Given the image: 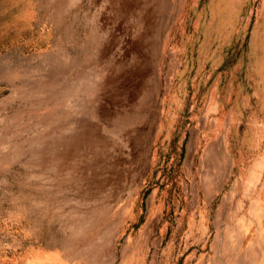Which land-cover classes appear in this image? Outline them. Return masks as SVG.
<instances>
[{"label":"rangeland","instance_id":"obj_1","mask_svg":"<svg viewBox=\"0 0 264 264\" xmlns=\"http://www.w3.org/2000/svg\"><path fill=\"white\" fill-rule=\"evenodd\" d=\"M70 120L109 143L103 126L129 123L139 141L103 244L71 228L94 209L76 203L75 168L103 156H78L59 181L62 148L40 139ZM255 258L264 264V0H0V264Z\"/></svg>","mask_w":264,"mask_h":264},{"label":"bare ground","instance_id":"obj_2","mask_svg":"<svg viewBox=\"0 0 264 264\" xmlns=\"http://www.w3.org/2000/svg\"><path fill=\"white\" fill-rule=\"evenodd\" d=\"M91 21V20H90ZM88 26V25H87ZM93 26V25H92ZM97 26V25H96ZM97 31V30H96ZM89 35V34H88ZM98 35V34H97ZM101 35V34H100ZM99 35V36H100ZM90 37V36H89ZM103 37V36H102ZM105 37V36H104ZM99 38V37H97ZM101 38V36H100ZM92 38H89V40H91ZM94 39V38H93ZM103 39V38H102ZM99 40V39H97ZM101 40V39H100ZM104 40V39H103ZM98 42V41H95ZM99 43V42H98ZM102 43V42H101ZM100 44V43H99ZM91 46V45H90ZM94 46V44H93ZM92 47V50L93 49ZM89 49V48H88ZM90 51V50H89ZM98 51V50H97ZM94 52V51H93ZM89 54V52H88ZM95 54V53H94ZM57 55V54H56ZM87 55V54H86ZM97 55V54H96ZM85 56V55H84ZM78 57V56H77ZM90 57V56H89ZM110 59V58H109ZM55 60L53 63L54 64V68L55 70H57L58 72L62 69V66L64 65L65 59L62 60ZM76 60V59H75ZM81 60V59H80ZM69 63V62H68ZM75 63V62H73ZM106 63V62H104ZM49 65V64H48ZM47 65V66H48ZM75 66L78 64H74ZM47 66L45 67V69L47 68ZM67 67V66H66ZM116 68V67H115ZM77 69V67H76ZM66 70V69H65ZM75 71V70H74ZM86 71V70H85ZM94 71V70H93ZM60 73V72H59ZM56 74V73H55ZM61 74V73H60ZM66 75V74H65ZM44 77V75H43ZM46 77H48L50 86H56L57 88L61 87L63 84V77H53L52 75H48L46 74ZM45 77V78H46ZM69 79V78H68ZM105 81V80H104ZM46 82V81H45ZM66 83V81H65ZM72 83V82H71ZM41 88V87H40ZM40 88H38L39 90H41ZM44 88V87H42ZM47 89V88H46ZM45 90V89H44ZM49 90V89H48ZM61 90V89H60ZM57 91V90H56ZM31 92V91H30ZM33 92V91H32ZM31 92V93H32ZM49 93V91H48ZM54 93V92H53ZM76 93V92H75ZM110 93V92H109ZM117 94V93H116ZM40 95V94H39ZM63 95V94H62ZM72 97V95H71ZM70 99V98H69ZM75 99V98H74ZM77 99V98H76ZM30 100V99H29ZM79 100V99H78ZM77 100V102H78ZM66 101V100H65ZM64 101V102H65ZM69 101V100H67ZM68 103V102H66ZM71 105V102L69 103ZM75 104V103H74ZM84 104V103H83ZM137 105V104H136ZM70 107V106H69ZM75 107V108H74ZM73 108L76 110L78 109L76 107V105ZM80 107V105H79ZM101 107V106H100ZM127 107V106H126ZM67 108V107H66ZM72 108V107H71ZM72 108V109H73ZM65 110V107L63 108ZM67 110V109H66ZM80 110V109H79ZM94 110V109H93ZM104 110V109H103ZM69 111V110H68ZM71 111V110H70ZM92 111V109H91ZM140 111V110H139ZM85 112V111H84ZM88 112V111H86ZM133 112V111H132ZM72 113V111H71ZM80 113V112H79ZM85 116L87 113H84ZM83 114V115H84ZM92 114V113H90ZM134 114V113H132ZM132 114L130 117H132ZM63 115V114H62ZM67 115V114H66ZM64 114V116H66ZM99 115V114H98ZM107 115V114H106ZM96 116V115H94ZM93 116V117H94ZM104 116V115H103ZM63 117V116H62ZM61 117V119H62ZM106 117V116H105ZM145 117V116H144ZM58 118V117H57ZM60 118V117H59ZM123 118V117H122ZM60 119V121H61ZM100 119V118H99ZM113 119V118H112ZM85 120V119H84ZM83 120V121H84ZM120 120V118H119ZM57 122H60L58 120H56ZM78 121V120H77ZM77 121H68L66 124L56 127V129L50 133V134H46V136L41 137L40 139H46V138H54L56 141V145L54 146V148L50 145L47 146L43 149L44 154L47 153V156L50 153H52V148H62V150H58V154L55 155V160L53 161H57V174L59 175V181L64 179H67L68 177H72V173L74 171L75 168V163L77 162V157L80 156L81 161H82V157H88L89 155H91V152L93 149L95 151V153H97V155L100 153L101 156H103L102 160L97 162L95 164V167L93 165L94 169H83V170H77V168H75V172L77 173V183L79 185L82 186L83 188V192L80 193L81 195V199L76 200V203L80 204V205H85V206H90L93 205L94 209L91 211V209H88L87 213H83V216L80 219H77L75 222L71 223V228H73L74 232H80V231H94L97 232L99 234L98 238L96 239V241L100 244H103L104 242H106L107 236L110 234V228H108L107 226V216L110 213V210L112 209V206L115 205L118 201H119V193L121 192L122 189V185L124 184H120L119 182L122 181V177L126 175V163L127 160H130V156L133 154L132 150L133 148L136 149L137 145H139V141L137 140V137H135V135H133V131H130L128 129H130V124L126 123L124 126H118L115 122L114 123H107V125H105V127L103 126V130L106 131L107 133H110V137L111 139V143L107 142L106 139H102L100 137L97 138H92V136H90L87 133L86 127H82V125H80ZM108 121V120H107ZM110 121V118H109ZM122 122V121H121ZM120 122V123H121ZM64 123V121H63ZM144 123V121H143ZM43 124V123H42ZM51 125V124H50ZM54 125V124H52ZM51 125V126H52ZM46 126V124H45ZM47 127V126H46ZM49 128V127H47ZM53 128V127H52ZM139 128V127H138ZM137 128V129H138ZM94 129V128H93ZM101 129V128H100ZM128 131H127V130ZM135 129V128H134ZM82 130V134H80ZM127 132H126V131ZM43 131V129H42ZM78 131H80L79 133H77ZM140 132V131H139ZM99 133V132H98ZM141 133V132H140ZM45 135V134H44ZM140 139V138H139ZM38 141V140H37ZM35 142V141H34ZM52 142V141H50ZM42 142H38L36 143L39 144ZM47 143V142H46ZM45 144V143H44ZM32 145V144H31ZM53 145V144H52ZM30 146V145H29ZM119 147V148H118ZM42 148V147H41ZM96 148V149H95ZM121 148V149H120ZM213 148V147H212ZM39 149V148H38ZM35 150V149H33ZM89 150V152L87 153V156H85L86 152ZM144 150V149H143ZM36 151V150H35ZM145 151V150H144ZM41 152V151H40ZM85 152V153H84ZM36 152L33 153V155ZM94 153V154H95ZM139 153V152H137ZM37 154V153H36ZM135 154V153H134ZM142 154V153H141ZM32 155V154H31ZM46 156V155H45ZM46 156V157H47ZM136 156V155H135ZM17 157V156H16ZM30 157V156H29ZM39 157V156H38ZM49 157V156H48ZM52 157V156H51ZM90 157V156H89ZM88 157V158H89ZM30 159V158H29ZM33 159V157H32ZM44 159V158H43ZM46 159V158H45ZM44 159V162H45ZM37 161V159H36ZM35 161V162H36ZM42 161V160H41ZM84 162V161H82ZM89 162V161H88ZM27 164V163H26ZM37 164V163H36ZM47 164V162H46ZM51 164V163H50ZM85 164V163H84ZM43 165V164H42ZM53 165V164H52ZM51 166V165H50ZM84 166V165H83ZM88 166V165H87ZM42 167V166H41ZM47 167V166H46ZM45 167V168H46ZM52 167V166H51ZM50 168V167H47ZM55 168V166H54ZM51 169V168H50ZM77 170V171H76ZM90 171V173L88 174V172L86 171ZM100 172H97L99 171ZM42 172V171H41ZM129 172V171H128ZM127 172V173H128ZM49 174V173H48ZM94 175V176H93ZM50 176V175H49ZM92 176V178L90 177ZM48 177V176H47ZM47 177L44 179H47ZM51 177L52 174H51ZM75 177V176H74ZM95 177V178H94ZM97 179L99 181H103V183L107 184V187H104L102 184L98 186V184L96 186L98 187H103V188H97L93 186L92 180ZM43 179V177H42ZM49 179V178H48ZM55 179V178H54ZM53 180V179H52ZM71 180V179H70ZM69 180V181H70ZM51 181V180H50ZM45 182V181H44ZM55 182V181H54ZM50 183V182H49ZM139 183V181H138ZM65 184V182H64ZM95 184V182H94ZM100 184V182H99ZM136 184V182L134 183ZM45 185V184H44ZM43 185V186H44ZM48 185V184H47ZM54 186L56 185L55 183L53 184ZM122 187H121V186ZM46 186V185H45ZM50 186V185H49ZM72 186V185H71ZM75 186V185H74ZM133 186V185H132ZM62 187V186H61ZM65 187H68L65 185ZM121 187V188H120ZM43 188V187H42ZM57 188V187H55ZM64 189V188H63ZM61 189V190H63ZM75 189V188H74ZM56 190V189H55ZM54 191V190H53ZM76 191L78 192V190L76 189ZM131 191V192H130ZM129 192L132 193L134 190L131 189ZM55 192V191H54ZM57 192V190H56ZM60 192V191H59ZM63 192V191H62ZM80 192V190H79ZM48 193V192H47ZM61 193V192H60ZM52 194V193H51ZM130 195V194H129ZM65 196H68L65 194ZM71 196V195H70ZM57 197V196H56ZM43 202V201H42ZM47 201H45L46 203ZM38 204V203H37ZM46 208V207H45ZM49 209V208H48ZM251 210V209H250ZM51 224V223H50ZM112 233V231H111ZM261 234V233H260ZM216 237V236H215ZM241 242V241H240ZM256 249V248H255ZM254 249H252L253 251ZM261 250V248L259 249ZM261 252V251H260ZM262 254V253H259ZM260 260H263L262 258H259ZM260 260H258L257 258L252 260V264H263ZM242 261V260H241ZM260 261V262H257Z\"/></svg>","mask_w":264,"mask_h":264}]
</instances>
